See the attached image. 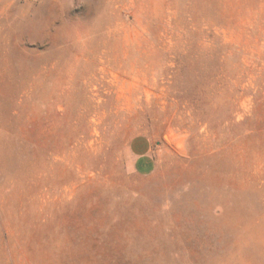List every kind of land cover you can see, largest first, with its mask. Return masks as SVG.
<instances>
[{
	"label": "rangeland",
	"instance_id": "374dc122",
	"mask_svg": "<svg viewBox=\"0 0 264 264\" xmlns=\"http://www.w3.org/2000/svg\"><path fill=\"white\" fill-rule=\"evenodd\" d=\"M0 264H264V0H0Z\"/></svg>",
	"mask_w": 264,
	"mask_h": 264
},
{
	"label": "crops",
	"instance_id": "0c3cea01",
	"mask_svg": "<svg viewBox=\"0 0 264 264\" xmlns=\"http://www.w3.org/2000/svg\"><path fill=\"white\" fill-rule=\"evenodd\" d=\"M131 167L139 174H148L155 169V161L151 155V152H138L133 155L131 160Z\"/></svg>",
	"mask_w": 264,
	"mask_h": 264
},
{
	"label": "bare ground",
	"instance_id": "6f19581e",
	"mask_svg": "<svg viewBox=\"0 0 264 264\" xmlns=\"http://www.w3.org/2000/svg\"><path fill=\"white\" fill-rule=\"evenodd\" d=\"M165 138H166V139H168V137H167V136H165Z\"/></svg>",
	"mask_w": 264,
	"mask_h": 264
}]
</instances>
